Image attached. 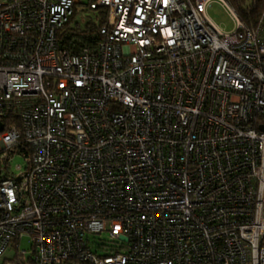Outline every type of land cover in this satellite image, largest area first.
Instances as JSON below:
<instances>
[{
  "label": "built area",
  "instance_id": "2783aa9c",
  "mask_svg": "<svg viewBox=\"0 0 264 264\" xmlns=\"http://www.w3.org/2000/svg\"><path fill=\"white\" fill-rule=\"evenodd\" d=\"M0 124V264H264V10L0 0Z\"/></svg>",
  "mask_w": 264,
  "mask_h": 264
},
{
  "label": "trees",
  "instance_id": "16d2710c",
  "mask_svg": "<svg viewBox=\"0 0 264 264\" xmlns=\"http://www.w3.org/2000/svg\"><path fill=\"white\" fill-rule=\"evenodd\" d=\"M234 10L237 12L241 20L248 25L256 23L260 13L264 10V0H254V4L247 5L248 0H228ZM74 31V35L83 43L91 44L94 39L91 35L96 32L95 26L89 22L86 23L82 28L77 25L70 28Z\"/></svg>",
  "mask_w": 264,
  "mask_h": 264
},
{
  "label": "rangeland",
  "instance_id": "374dc122",
  "mask_svg": "<svg viewBox=\"0 0 264 264\" xmlns=\"http://www.w3.org/2000/svg\"><path fill=\"white\" fill-rule=\"evenodd\" d=\"M207 15L211 19V21L222 31L223 33L231 32L234 29V24L232 20L226 15V13L222 10V8L213 4L207 9ZM93 17V13H85L78 14L75 16V22L81 23L83 25L86 21L90 20ZM21 165L23 166V160L19 157L15 158L12 162V168L15 166ZM23 247H26L24 244ZM1 263V262H0Z\"/></svg>",
  "mask_w": 264,
  "mask_h": 264
},
{
  "label": "water",
  "instance_id": "95a60500",
  "mask_svg": "<svg viewBox=\"0 0 264 264\" xmlns=\"http://www.w3.org/2000/svg\"><path fill=\"white\" fill-rule=\"evenodd\" d=\"M2 130V126H1V124H0V131Z\"/></svg>",
  "mask_w": 264,
  "mask_h": 264
}]
</instances>
